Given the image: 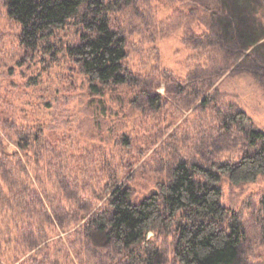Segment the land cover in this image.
<instances>
[{"label": "rangeland", "instance_id": "1", "mask_svg": "<svg viewBox=\"0 0 264 264\" xmlns=\"http://www.w3.org/2000/svg\"><path fill=\"white\" fill-rule=\"evenodd\" d=\"M129 2L111 17L116 30L128 38L125 66L129 81L109 86L104 103L94 110L89 107L81 69L63 53L47 55L46 61L39 53L32 64L27 61L18 66L28 51L21 45L19 24L9 17L5 0H0V107L13 93L19 100L18 94L30 92L26 84L32 76H39L44 100L52 103L47 118L53 121L49 125L56 132L53 137L68 151L60 166L39 176L41 194H64L79 199L85 207L82 195L95 192L99 198L88 202L90 215L107 206L111 193L105 189L114 186L107 182L109 175L117 178V186H128L130 201L139 203L172 180L175 165L187 159L219 177L220 200L230 211L226 219L234 217L244 229L237 264H264V175L237 185L221 167L255 149L249 141L251 127L238 118L241 110L255 129L264 132V84L235 66L222 68L221 64L226 66L221 52L212 51L200 39L202 26L193 23L197 17L189 18L159 0ZM75 29L70 23L51 42L59 46L76 43ZM31 94L23 93V97L30 99ZM75 178L87 185L85 192H76ZM1 222L6 226L8 221ZM64 223L66 228L56 218L49 245L45 242L39 247L47 248L31 250L36 255L39 249L44 264H82L81 260L85 264H126L112 247L82 253L69 240L80 223L73 228L69 219ZM14 227L11 223L12 238L0 252L2 263L42 264L20 251L21 233ZM147 237L150 250H160L152 259L154 264H180L174 256L176 228L151 231Z\"/></svg>", "mask_w": 264, "mask_h": 264}, {"label": "trees", "instance_id": "2", "mask_svg": "<svg viewBox=\"0 0 264 264\" xmlns=\"http://www.w3.org/2000/svg\"><path fill=\"white\" fill-rule=\"evenodd\" d=\"M129 1L5 0L9 17L20 26L21 45L28 51L18 66L27 61L32 64L39 53H43L42 61H46L47 55L56 57L63 53L81 69L89 107L97 110L104 103L109 86H121L129 81L125 66L128 38L116 30L111 19L112 13L129 5ZM159 2L182 10L189 18L197 17L194 20L197 23H193L202 26L200 39L212 51L221 52L226 66L221 64L222 68L235 66L264 84V0ZM70 23L76 27L78 41L61 46L51 42ZM30 81L26 88L32 89L23 93H32L33 97L26 99L20 93L18 98L23 100L19 101L13 93L0 107V252L12 238L9 231L12 223L21 233L20 251L27 253L28 259L44 264L39 249L49 245L47 239L59 218L64 228L67 219L70 228L80 223L69 240L82 253L112 247L126 264H142V261L154 264L152 259L160 250H150L147 235L168 228H176L174 256L180 264L239 262L245 233L234 217L232 221L226 219L230 211L220 200L223 191L218 185L219 177L187 159L175 165L172 180L139 203L130 201L132 192L128 186H117V178L109 175L107 182L114 186L105 189L111 193L107 206L93 210L90 215L92 207L88 202L99 198L95 192L82 195L80 200H86L85 207L79 205V199L64 194H41L39 176L60 166L68 151L60 139L53 137L56 134L50 129L53 121L47 118L52 103L44 100L46 93L40 88L39 76H32ZM231 117L235 116L231 114ZM238 118L251 127L249 141L255 149L238 162L221 165L231 183L237 185L264 175V132L254 128L245 111L241 110ZM73 182L77 193L85 192L87 185L76 178ZM44 198L49 201L45 202ZM1 220H7V225ZM42 243L47 245L39 248ZM34 248H39L36 255L31 252ZM70 264L75 263L70 261Z\"/></svg>", "mask_w": 264, "mask_h": 264}]
</instances>
